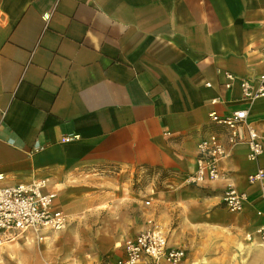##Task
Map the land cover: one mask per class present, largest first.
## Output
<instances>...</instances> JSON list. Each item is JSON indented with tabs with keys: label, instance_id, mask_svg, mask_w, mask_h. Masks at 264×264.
Listing matches in <instances>:
<instances>
[{
	"label": "crops",
	"instance_id": "1",
	"mask_svg": "<svg viewBox=\"0 0 264 264\" xmlns=\"http://www.w3.org/2000/svg\"><path fill=\"white\" fill-rule=\"evenodd\" d=\"M262 44L264 0H0V187L46 180L69 217L86 198L109 200L93 187L110 169L165 172L166 189L145 200L144 215L162 223L169 247H179L174 231L189 240L212 233L237 264H264V203L247 181L264 154L249 161L238 145L221 163L227 181L186 183L197 143L225 139L211 113L247 110L264 144V98L250 102L241 88L264 74ZM227 186L246 195L239 214L222 204ZM148 224L124 239L101 233L76 264H117L125 240ZM51 233L38 242L28 232L0 251ZM216 249L205 251L209 260Z\"/></svg>",
	"mask_w": 264,
	"mask_h": 264
},
{
	"label": "built area",
	"instance_id": "2",
	"mask_svg": "<svg viewBox=\"0 0 264 264\" xmlns=\"http://www.w3.org/2000/svg\"><path fill=\"white\" fill-rule=\"evenodd\" d=\"M261 61L264 64V44L261 46ZM226 78L230 82L234 80L229 73H226ZM241 88L244 98L250 102L264 98V74L253 84L243 80ZM247 116V110H237L228 116L209 115L213 123L224 129L225 139L221 134L211 133L197 143L196 170L186 178L188 184L201 186L227 181L228 173L221 163L229 157L228 149L238 145L247 147L249 161L256 162L264 154L262 136L247 122ZM75 139L77 136L63 137L61 143ZM247 181L259 186L260 199L264 203V169H257L247 177ZM47 188L46 180L0 187V244L12 242L28 232L41 242L43 232H57L66 226V214L54 205L57 192L47 191ZM245 202L244 193L232 186L224 189L222 203L228 212L241 213ZM145 204L149 205V202ZM258 234L264 238V228ZM122 249L123 258L117 264H181L186 257L185 248L168 246L167 238L154 221H149L147 228L134 238L125 240Z\"/></svg>",
	"mask_w": 264,
	"mask_h": 264
},
{
	"label": "rangeland",
	"instance_id": "3",
	"mask_svg": "<svg viewBox=\"0 0 264 264\" xmlns=\"http://www.w3.org/2000/svg\"><path fill=\"white\" fill-rule=\"evenodd\" d=\"M109 173V181L104 180L99 187H93L95 191L105 190L109 200L103 203L101 200L95 204L91 203L93 199H84L78 205L75 215L69 214L66 226L62 230L52 232L42 243L19 242L6 245L4 247L6 250L0 251V259L18 261L19 264H76V255H82L90 250L96 242V237H100L101 233L116 240L129 237V234L142 229L148 224V218L144 215V208L147 207L144 202L150 197L163 195L167 173L126 172L119 177H116L117 171L110 169ZM156 224L159 228L162 225L161 222ZM183 235L184 230L174 231L172 235V241L176 240L179 247L186 249V262L182 264L238 263V254L234 253L230 257L228 243L222 238L216 240L212 233L206 232L191 236V240ZM214 247L217 248L214 253L216 259L211 261L205 251Z\"/></svg>",
	"mask_w": 264,
	"mask_h": 264
},
{
	"label": "bare ground",
	"instance_id": "4",
	"mask_svg": "<svg viewBox=\"0 0 264 264\" xmlns=\"http://www.w3.org/2000/svg\"><path fill=\"white\" fill-rule=\"evenodd\" d=\"M262 65H264V64H262ZM186 183H187V182H186ZM187 184H188V183H187ZM189 185H192V184H189ZM194 186H195V185H194ZM222 204H223V203H222ZM223 206H224V205H223ZM224 208H225V207H224ZM225 209H226V208H225ZM160 231H161V230H160ZM258 232H259V230H258ZM165 237H166V236H165ZM260 238H261V237H260ZM261 239L264 240V238H261ZM185 259H186V257H185ZM119 261H120V260H119ZM184 261H185V260H184ZM184 261H183V262H184ZM183 262H182V263H183ZM182 263H181V264H182Z\"/></svg>",
	"mask_w": 264,
	"mask_h": 264
}]
</instances>
